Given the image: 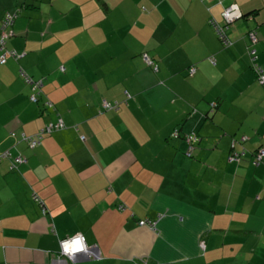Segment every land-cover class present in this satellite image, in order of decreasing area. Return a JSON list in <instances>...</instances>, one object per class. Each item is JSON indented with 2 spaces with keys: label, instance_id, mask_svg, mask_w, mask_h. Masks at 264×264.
I'll return each instance as SVG.
<instances>
[{
  "label": "crops",
  "instance_id": "crops-1",
  "mask_svg": "<svg viewBox=\"0 0 264 264\" xmlns=\"http://www.w3.org/2000/svg\"><path fill=\"white\" fill-rule=\"evenodd\" d=\"M230 4L223 46L211 21ZM16 8L0 152L26 161H0V264H264V85L247 51L253 30L264 70V0H0V17ZM20 69L42 80L35 103ZM75 234L99 257L61 256Z\"/></svg>",
  "mask_w": 264,
  "mask_h": 264
},
{
  "label": "built area",
  "instance_id": "built-area-1",
  "mask_svg": "<svg viewBox=\"0 0 264 264\" xmlns=\"http://www.w3.org/2000/svg\"><path fill=\"white\" fill-rule=\"evenodd\" d=\"M233 5L236 4H230L229 6L225 7L222 11H221V22H216V21H211V26L214 30V32L216 33V35L218 36V38L220 39L221 43L223 46H229L232 42L229 38H227L225 32H226V28L228 27V25L230 23H232L233 21H235L236 19H239L242 17V13L240 12L239 8V12L241 13V15L236 18L234 13H235V9H233ZM229 14V15H233V19L231 21H229L227 19V16L225 14ZM16 14L14 12H6L4 13L1 21H0V64H4L6 62V60L9 57L12 58H19L21 55L20 54H16V52L14 51H10L7 50L5 48V39H7V37L10 35V29L9 27L12 25L13 23V19L15 18ZM247 36L249 38L250 41V45L248 47V55L250 57V64H251V68L254 71V73L256 74V78L258 80V82H260L261 84L264 85V70L263 68L259 65V63L257 62V50L255 49V47L253 46L256 42H257V36L256 33L251 30L247 33ZM143 59L144 61H146L147 63L151 64L152 61L148 58V56L146 54L143 55ZM211 61L214 63V59L211 58ZM195 70L194 67H191L189 69L190 73H193ZM20 73L21 75L24 77L25 81L27 83L30 84L31 86V93L29 95V100L33 103L37 102L39 95L41 94V87H42V80H32L31 78H29L23 70L20 69ZM45 104L47 106H51L52 103L49 100L45 101ZM212 107L215 106L214 103L211 104ZM104 109L109 110V109H116L117 106L104 102ZM64 127V123L63 121L59 118L57 119L56 122L54 123H48L47 125H45L43 128H41L37 133L32 134V135H25L22 134L21 135V140L25 141L28 146L30 148H34L37 145L40 144V140L42 138V136L46 133H50L52 130H56V129H60ZM173 134H177L176 132ZM12 135L14 136V133H12ZM81 139L84 138V136H80ZM246 137L242 136L240 138L241 141L245 140ZM197 140V137L194 134H189L186 135V141L188 142V148L186 150V155L189 156L191 154V150H192V144L193 142H195ZM236 144V140L232 141L231 146L234 147ZM244 154V149L241 150H231L227 159L230 162H234V161H238L240 159V157ZM3 159H7L9 161V165L8 168L10 170H14L17 169L18 166L22 163H24L26 161V158L21 155V154H17L15 156H12L11 153L9 151H3L0 152V161ZM252 163L254 165H264V147H259L254 153H253V158H252ZM119 209L123 210L124 207L119 205ZM139 225H145L151 229H154L156 227V221H149V220H145V219H141L138 221ZM78 236H82L84 238V236L82 234H75L73 236H70L68 238H64L59 240V251H60V255L61 256H65L67 258H69L67 255H65L62 251V244L63 242H71L72 240H74L75 238H77ZM84 243H85V239H84ZM86 245V243H85ZM78 253H83L85 255V257L87 258H97L99 257V253L97 252L95 246H87L86 245V250L85 251H81V252H77L74 254V256L70 259V260H74L75 259V255ZM59 258V257H58ZM59 260V259H58ZM58 260L55 261L53 260L51 264H57ZM59 264V263H58Z\"/></svg>",
  "mask_w": 264,
  "mask_h": 264
},
{
  "label": "clouds",
  "instance_id": "clouds-1",
  "mask_svg": "<svg viewBox=\"0 0 264 264\" xmlns=\"http://www.w3.org/2000/svg\"><path fill=\"white\" fill-rule=\"evenodd\" d=\"M233 9H235V17L238 18L241 13L238 10V5H233ZM227 16V19L231 21L233 19V15L225 14ZM86 245L84 243V238L82 236H78L74 240L69 242H63L62 244V251L65 255H67L70 259L74 256L75 253L85 251Z\"/></svg>",
  "mask_w": 264,
  "mask_h": 264
},
{
  "label": "trees",
  "instance_id": "trees-1",
  "mask_svg": "<svg viewBox=\"0 0 264 264\" xmlns=\"http://www.w3.org/2000/svg\"><path fill=\"white\" fill-rule=\"evenodd\" d=\"M29 7V8H32V7H34L35 6V4H24V5H22V7ZM22 7H21V9H22ZM19 11H20V9L19 8H16V9H14V10H9V11H5L4 13H6V12H14L15 14H16V16H15V18L13 19V23H14V21H15V19L18 17V15H19ZM4 13L1 15V17H0V21H1V19H2V17H3V15H4ZM13 23H12V25L9 27V31H10V35L7 37V39H5V48L7 49V50H10V51H14V52H16L15 50H13V49H8L7 47H6V43H7V41H8V39H10L12 36H13V31H12V26H13ZM16 54H20L21 56L23 55V53H18V52H16ZM9 58H12V57H9ZM7 61V60H6ZM6 63V62H5ZM4 63V64H5ZM32 79V78H31ZM33 80V79H32ZM38 80H40V79H38ZM42 86H43V84H42ZM42 88V87H41ZM41 91H42V89H41ZM38 101V100H37ZM46 101V100H45ZM44 104H45V102H44ZM46 105V104H45ZM47 106V105H46ZM52 106V105H51ZM118 109V108H117ZM110 110V109H109ZM111 110H113V109H111ZM57 121V120H56ZM56 121H54V122H56ZM54 122H51V123H54ZM57 130V129H56ZM53 131V130H52ZM38 146V145H37ZM120 206H123L124 207V205L123 204H121Z\"/></svg>",
  "mask_w": 264,
  "mask_h": 264
}]
</instances>
